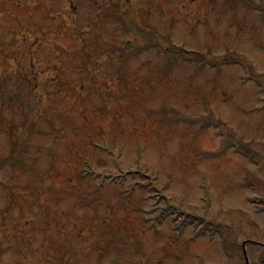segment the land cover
<instances>
[{
  "label": "rangeland",
  "instance_id": "rangeland-1",
  "mask_svg": "<svg viewBox=\"0 0 264 264\" xmlns=\"http://www.w3.org/2000/svg\"><path fill=\"white\" fill-rule=\"evenodd\" d=\"M31 1L0 0V264H264V0Z\"/></svg>",
  "mask_w": 264,
  "mask_h": 264
},
{
  "label": "trees",
  "instance_id": "trees-1",
  "mask_svg": "<svg viewBox=\"0 0 264 264\" xmlns=\"http://www.w3.org/2000/svg\"><path fill=\"white\" fill-rule=\"evenodd\" d=\"M181 51H182V50L178 51L177 54H179ZM64 181H65L66 183H69V182H70V180H67V179H65Z\"/></svg>",
  "mask_w": 264,
  "mask_h": 264
}]
</instances>
